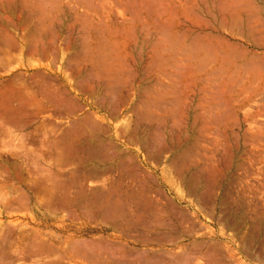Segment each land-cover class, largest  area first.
Returning a JSON list of instances; mask_svg holds the SVG:
<instances>
[{
  "label": "rangeland",
  "instance_id": "374dc122",
  "mask_svg": "<svg viewBox=\"0 0 264 264\" xmlns=\"http://www.w3.org/2000/svg\"><path fill=\"white\" fill-rule=\"evenodd\" d=\"M157 1L0 0V93L16 95L0 113V264H264V64L222 42L264 49L232 39V0H215L222 14L182 0L184 18ZM194 18L224 61L213 78L203 56L189 72L158 45L154 24L187 45L203 34ZM64 137L62 165L49 144ZM49 176L51 209L34 191ZM36 237L49 253L33 258Z\"/></svg>",
  "mask_w": 264,
  "mask_h": 264
},
{
  "label": "bare ground",
  "instance_id": "6f19581e",
  "mask_svg": "<svg viewBox=\"0 0 264 264\" xmlns=\"http://www.w3.org/2000/svg\"><path fill=\"white\" fill-rule=\"evenodd\" d=\"M166 0H158L156 3L159 2H164ZM169 1V0H168ZM176 5H177V9H179L180 11V15L182 18L186 17V14L183 13L181 11V9L184 7V5L182 4V0H172ZM189 1V0H187ZM209 1V0H208ZM170 2V1H169ZM262 3L264 5V0H232V39H235L237 37H240L242 39H244V41L249 45L253 46L255 49H264V8L263 7H259L257 6L258 3ZM184 3V2H183ZM171 4V3H170ZM206 6L209 8H212L213 12H217L222 14V7H220V5L215 3V0H211V4L209 5L208 2L205 3ZM123 6V5H122ZM247 8V9H246ZM246 11H248V14H246ZM250 12V14H249ZM146 14L149 15V13L146 11ZM158 18V17H157ZM215 19V18H214ZM225 21V20H224ZM194 23H199L200 25V31L201 33H203L202 35H197L194 39H192L190 41L189 44H185L187 42L188 36L183 35V37H179L178 35H170L169 32L172 31V28H170L169 26L165 27L164 25H160L158 24H154V28L155 31L158 32L157 34L163 35V36H167L168 38H164V39H159L158 45L161 44V41H166L169 43V45L171 46H175L177 47V49L175 51H172L170 53V55H172L173 58H177L178 56L184 57L186 58V62H188V68L187 70L189 72H193L194 68H193V64L196 62V56L200 55L203 56V59L200 60V62L197 64L196 67V71L198 74H200L201 76H207L208 78H213L216 74H215V66L218 64L223 63L224 61L220 58H216V59H212L210 56L212 54V52H214L211 48V43L216 41V37L212 35L213 30H211L209 33H205V26L203 27V23L201 22V20H198L196 18H194ZM214 22H217V20L215 19ZM223 22V21H222ZM219 26V25H218ZM221 26V25H220ZM177 29V28H176ZM179 33V32H178ZM214 33V32H213ZM259 35L258 38H256V35ZM170 38V39H169ZM172 41V42H171ZM174 41V42H173ZM235 41V40H234ZM240 43V42H239ZM223 46L227 49V51H232V53H236L238 52V54L240 55V58H242V60H251L254 61L256 64L258 63H262L264 64V56L260 57V56H256V54H251L250 52L246 51L244 48H240L239 46H237L236 44H227V42L223 41L222 42ZM26 47L28 48V50L32 47H30V43L26 44V46L24 47L26 50ZM206 66H209V68L211 67V70H207ZM213 68V69H212ZM249 67L243 66L242 69H244L243 71L247 70ZM192 75V74H191ZM213 82V81H212ZM199 85L201 86L202 90H206L207 88L214 89L213 88V84L212 83H208L206 81H199L198 82ZM197 86V85H196ZM262 89L264 91V84L262 85ZM255 91L259 90V85L255 86L254 88ZM262 91V92H263ZM264 93V92H263ZM260 94V93H259ZM258 94V95H259ZM255 95V94H254ZM261 95V94H260ZM203 97V96H202ZM246 97V96H245ZM30 101V100H29ZM201 102V101H200ZM235 102V101H234ZM201 104V103H200ZM250 106V105H249ZM1 112V111H0ZM212 112V111H211ZM115 113V112H114ZM89 120V119H88ZM87 120V121H88ZM85 121V120H84ZM90 121V120H89ZM255 121V120H254ZM82 123H84L83 121H81ZM86 122V121H85ZM88 123V122H87ZM253 123V121H252ZM257 123V122H256ZM255 123V124H256ZM85 124V123H84ZM89 124V123H88ZM261 124V123H260ZM91 127V131L92 133H100L101 129L97 126H95L94 124L88 125V127ZM89 127V129H90ZM93 133V134H95ZM68 137V136H67ZM67 137L64 138H60L58 140H56L53 144L54 149L59 150L60 154L64 153V151H68L72 150L73 146L72 144H70V142L74 139H72L71 141H69ZM59 138V137H58ZM74 142V141H72ZM76 142V141H75ZM74 142V143H75ZM73 143V145H75ZM72 146V147H71ZM70 147V148H69ZM68 148V150H67ZM74 150V149H73ZM87 151V150H86ZM76 152V151H74ZM93 153V151H92ZM58 157V162L60 161L63 164V156ZM95 154V153H93ZM92 154V155H93ZM91 157V156H90ZM65 159V158H64ZM95 160V159H94ZM5 161V160H4ZM67 162V161H66ZM59 163V164H61ZM10 165V164H9ZM20 167V166H19ZM13 168V167H12ZM9 169V168H8ZM15 169V168H14ZM12 169V170H14ZM5 170V169H4ZM19 170V169H18ZM3 171V170H2ZM91 171V170H90ZM6 172V171H5ZM15 173V172H14ZM13 173V175H14ZM17 174V173H15ZM93 174V172H92ZM16 176V180L18 179L19 175H14ZM20 178V177H19ZM59 178V177H58ZM22 180V179H21ZM99 180V179H98ZM96 181V180H95ZM48 183V187H41L39 186L40 183L35 182L34 183V190L42 192V194H45V200L46 202H48L47 204L51 205V202L55 201V197H54V192L56 191L58 184L56 183L55 180L51 179L50 176L48 178V180L46 181ZM61 182V181H60ZM98 183V181H97ZM104 184V183H103ZM41 185V184H40ZM95 187V186H94ZM5 188V187H4ZM98 188V187H97ZM63 190V189H61ZM94 194H96L95 192H93ZM90 194V193H89ZM92 195V194H91ZM21 196V197H20ZM61 196V195H60ZM59 196V197H60ZM94 196V195H93ZM40 197V196H39ZM43 198V200H44ZM93 198V197H92ZM67 199V198H66ZM13 200V199H12ZM16 201V200H15ZM18 201L19 204L20 202H25V199L23 197V195L19 194L18 196ZM45 202V205H46ZM22 206H24V204H21ZM54 205V204H53ZM51 205V206H53ZM69 205V204H68ZM46 208V207H45ZM51 208V207H50ZM47 216V215H46ZM45 216V217H46ZM50 217V216H49ZM52 217V216H51ZM50 217V218H51ZM43 218V217H42ZM41 219V218H40ZM44 220V219H43ZM46 220V219H45ZM35 232V231H34ZM22 238V236H21ZM24 236L23 239L24 240ZM28 241V240H27ZM29 242V241H28ZM8 245V244H7ZM8 247V246H7ZM4 248V247H3ZM26 253L28 256L36 258V257H40L42 255H45L47 253H49V249L47 247H45L43 245V243L38 240V238H32L31 242L27 243V245L24 248L23 253ZM24 253V254H25Z\"/></svg>",
  "mask_w": 264,
  "mask_h": 264
},
{
  "label": "crops",
  "instance_id": "0c3cea01",
  "mask_svg": "<svg viewBox=\"0 0 264 264\" xmlns=\"http://www.w3.org/2000/svg\"><path fill=\"white\" fill-rule=\"evenodd\" d=\"M0 41H2L4 44H7V43H10V40L9 39H7L4 35H2V34H0ZM5 48H7V47H5ZM8 49H10V50H12V48H11V46H8ZM7 92V93H6ZM13 97H16V95L13 93V91L11 90V85H10V83H6V85L4 86V90L0 93V113L1 114H4V112H6V106H7V103H8V99H10V98H13ZM32 99V101H31V103H29L28 101H29V99ZM27 101V102H26ZM23 104L25 105V106H35V107H37V108H39L38 107V105L34 102V100H33V98L32 97H27V98H25V99H23ZM74 139V138H73ZM54 142L55 141H52V142H50V144H49V146H50V148H51V150L52 151H54V153H55V161L57 162V159H58V157H60L61 156V154H60V151L59 150H56V149H54V147H53V144H54ZM71 143V142H70ZM71 149V148H70ZM70 153H73L72 152V150L70 151V150H68V151H64V153L62 154V156H63V159H64V163L66 164L67 162V160H69L68 159V154H70ZM74 154V153H73ZM72 155V154H71ZM72 159V158H71ZM64 164V165H65ZM15 168L16 166H11V168ZM16 170H17V173L20 175L21 174V172H20V170H18L19 168H15ZM7 170H10V172H7V174L8 175H12V173H11V169H7ZM88 170H87V172H86V176H87V174H88ZM48 175H52L51 173H48ZM35 192H36V190H34ZM38 192V194H40L43 198L45 197V194L43 193L42 194V192H39V191H37ZM54 194H55V192H54ZM91 197H92V195H91ZM92 199H95V198H92ZM45 202H46V200H45V198H44V200H43V208H49V209H51V208H53L54 207V205L57 203L56 201H54V202H51V205H53V206H51L50 205V203H49V205L47 204L48 202H46V205H45ZM60 206V205H59ZM51 207V208H50Z\"/></svg>",
  "mask_w": 264,
  "mask_h": 264
}]
</instances>
